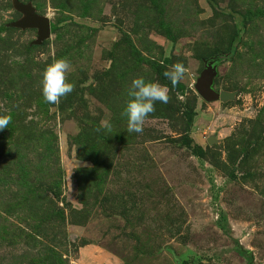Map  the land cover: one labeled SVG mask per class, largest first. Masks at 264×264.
<instances>
[{
    "label": "rangeland",
    "instance_id": "1",
    "mask_svg": "<svg viewBox=\"0 0 264 264\" xmlns=\"http://www.w3.org/2000/svg\"><path fill=\"white\" fill-rule=\"evenodd\" d=\"M61 57L74 89L49 105ZM213 57L231 99L195 88ZM140 76L169 99L128 132ZM0 115V264H264V0H0Z\"/></svg>",
    "mask_w": 264,
    "mask_h": 264
},
{
    "label": "clouds",
    "instance_id": "2",
    "mask_svg": "<svg viewBox=\"0 0 264 264\" xmlns=\"http://www.w3.org/2000/svg\"><path fill=\"white\" fill-rule=\"evenodd\" d=\"M72 65L67 58L54 59L46 66L42 73L41 91L49 105H58L60 99L71 93L74 85L67 80V74ZM186 68L182 63H175L164 72V77L175 87L183 79ZM169 88L158 81L146 80L144 77H135L127 89L128 100L122 111L127 120V131L141 133L146 118L155 111V103L168 102ZM12 117L0 115V130L8 128ZM100 125L104 129L111 128L109 119H103Z\"/></svg>",
    "mask_w": 264,
    "mask_h": 264
},
{
    "label": "water",
    "instance_id": "3",
    "mask_svg": "<svg viewBox=\"0 0 264 264\" xmlns=\"http://www.w3.org/2000/svg\"><path fill=\"white\" fill-rule=\"evenodd\" d=\"M17 8H19L24 13V16L20 18L15 24L22 28H36L38 31V36L35 40V43L40 44L51 36V22L47 16H42L35 13L33 7L30 4H19L17 5ZM215 75L216 57H213V59L208 61L205 69L202 71L195 83V88L198 94L205 101H213L218 99L225 101L227 99H231L233 97L232 93L226 91H216L214 89L213 80ZM208 141L211 142L212 139H208Z\"/></svg>",
    "mask_w": 264,
    "mask_h": 264
},
{
    "label": "trees",
    "instance_id": "4",
    "mask_svg": "<svg viewBox=\"0 0 264 264\" xmlns=\"http://www.w3.org/2000/svg\"><path fill=\"white\" fill-rule=\"evenodd\" d=\"M55 29V25L51 23V31ZM234 52V49L229 47L228 51L226 52V54L220 53V55H224V58H229L232 56V53ZM189 121L191 122L192 120V115L188 116ZM249 252V251H248Z\"/></svg>",
    "mask_w": 264,
    "mask_h": 264
}]
</instances>
